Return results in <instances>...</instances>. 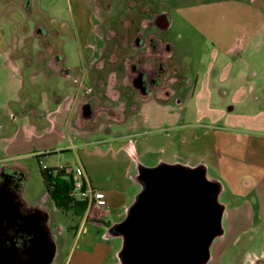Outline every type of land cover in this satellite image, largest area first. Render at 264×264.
<instances>
[{
	"label": "rangeland",
	"instance_id": "rangeland-1",
	"mask_svg": "<svg viewBox=\"0 0 264 264\" xmlns=\"http://www.w3.org/2000/svg\"><path fill=\"white\" fill-rule=\"evenodd\" d=\"M133 1L128 0L129 3ZM157 1L166 4L173 18L169 38L176 50L175 59L190 77L195 79L196 74L200 77L196 96L186 98L187 107L181 109L184 116L181 120L178 118L177 123L149 124L147 121V124L144 122L146 116L135 115L132 111L134 105L130 107L131 99L136 97H129L131 91L121 67L129 49L125 50V46L119 48L117 62L113 63L116 56L105 40L106 30L114 27L115 9L116 12L122 9L118 0H101L99 6L93 2L96 27L88 47L79 34L74 0H33L30 14L21 7V0H0V165L5 164L7 170L21 169L24 175L18 195L22 204L28 209H44L51 217V225L63 228L55 264H67L72 249L77 250V254L92 251L95 237L102 231L89 224L82 226L80 233L77 231L81 217L63 213L48 196L42 176L44 166L67 167L77 174L81 165L91 187L108 193L116 203L124 199L121 192L130 194L136 189L134 199H128L127 206H131L142 190L136 179L138 163L157 166L160 157L170 151L185 156L200 154L211 159L210 145L214 141L221 145L219 139L224 135L226 175L212 165L208 176L219 179L224 185L219 200L226 205L223 219L226 233L212 244L208 264H255L257 260L264 261V221L261 222L263 218L257 214L255 198L250 195L253 184L264 171V118L260 115L264 114V42L261 35L251 41L249 36L252 34L245 29L246 23L254 27L264 21L261 17L263 10L256 8L259 1L253 6L251 0ZM107 3L111 7H106ZM141 4L139 1L137 6ZM79 11L82 21L89 22V11L84 8ZM145 16L131 12L128 17L135 19L134 24L125 20L115 29L126 40L129 37L133 39L137 26L147 21ZM37 24L55 31L49 36V41L52 49L58 51L60 48L65 57L60 67L64 65L80 77L83 88L74 102L75 107L73 101L80 82L59 69H47L45 56L50 58L52 53L35 34ZM85 26L87 32L89 27ZM247 31L248 36L245 37ZM213 40L219 41L222 50L233 42L251 41L254 42L252 48L257 51L245 49L239 57L222 53L210 72L209 64L215 61ZM229 60L233 61L230 74L226 73V79L220 78V70ZM97 66H102V69ZM206 83L209 85L203 92L202 87ZM244 83H247V91H239ZM256 84L260 87L255 91L249 90ZM87 88H92V95L97 97L95 120L92 119L94 114L89 118L80 111L89 99ZM116 91L119 102L113 101L109 95ZM59 99L62 101L60 108L54 112ZM239 99L243 100L238 102ZM136 101L142 102L141 99ZM121 104L126 106L125 111L118 110L115 117H123L121 122L124 123H114L107 110L116 111ZM72 105L78 124L71 122L72 117L67 121ZM238 115L247 124L238 126L229 122ZM179 123L191 124L185 132L189 138L187 147L172 146L171 137L166 136V133L175 135ZM216 131L223 134L217 137L214 135ZM132 142H139L140 149L139 159L133 162L130 161ZM142 148L147 152L141 154ZM8 172L4 177L10 174ZM242 203L251 205V219H255L254 224L249 223L251 225L246 227V221L239 217L238 206ZM116 210L113 216L119 219L120 210ZM107 242L112 247V254L104 264H122L118 253L123 239L116 236ZM224 249L226 256L223 257Z\"/></svg>",
	"mask_w": 264,
	"mask_h": 264
},
{
	"label": "water",
	"instance_id": "water-1",
	"mask_svg": "<svg viewBox=\"0 0 264 264\" xmlns=\"http://www.w3.org/2000/svg\"><path fill=\"white\" fill-rule=\"evenodd\" d=\"M136 179L141 192L108 233L123 239L121 263L208 264L212 244L225 234L222 182L208 177L204 164L168 162L153 167L138 163ZM6 190L2 184L0 264H49L54 248L40 224L35 225L38 236L30 245H18L20 210Z\"/></svg>",
	"mask_w": 264,
	"mask_h": 264
},
{
	"label": "flooded vegetation",
	"instance_id": "flooded-vegetation-1",
	"mask_svg": "<svg viewBox=\"0 0 264 264\" xmlns=\"http://www.w3.org/2000/svg\"><path fill=\"white\" fill-rule=\"evenodd\" d=\"M139 1H141L142 4L137 6ZM78 2L80 6H76V1L74 4L76 17L77 13L80 12L79 10L83 8L91 14L89 22H83L78 19L79 34L82 39L84 23L85 25H89L94 32L96 27V14L92 11V8L94 9L95 4L99 6L101 0H88L87 3H85V0H79ZM118 2H120L122 9L118 12H116L117 10L115 9L116 15L112 18V24H114V27L112 26L110 29L106 30L105 40L106 44L112 47L116 56L114 58L115 60H112L114 61L113 63L117 62V51L119 48L125 46V50L129 49V52L121 61V67L125 74L124 77H126L128 82V88L131 91L129 97H136L135 99H131L130 107L134 105L132 109L134 114L136 115L140 113L146 116L147 119L151 118L153 114L159 113L164 117L165 121H175L180 118V116H184V112H182L181 109L187 107L186 98H194L196 96L195 90L198 86V80L200 77L199 74L194 76L195 79L190 77V74H187L180 62L175 59L176 50L169 38V29L173 23L170 11L166 9L165 3H161L157 0H134L133 3H129L128 0H118ZM118 2L116 8L118 7ZM33 3V0H21L20 5L28 14H30L34 7ZM107 6H110V3H107L106 7ZM131 12L138 15L143 13V16L146 15L148 17L145 16L147 21H145L144 25L142 23L137 26L133 34V39H130L129 37V39L126 40L123 35L121 36V34H119L118 30L116 31L115 27L116 25L122 26L125 20L134 24L135 19H133V17H128ZM34 31L35 34L40 37L43 46L52 53V57L50 58L45 56L47 61L46 64L48 65L47 69H59L66 76H75L74 72L64 67V65L63 67H60V64L64 62L65 57L60 48L58 51L52 49L53 45H51L49 41V36L52 33L54 34L55 31L46 29L43 24H37ZM213 44H215L214 41ZM86 45L88 47L89 43H86ZM97 67L102 69V66ZM84 72H86V70H84ZM77 77L78 75L75 76V80L80 82V77H78V79ZM79 86V90L73 101L74 107V102L77 101V96L80 95L83 88L81 82ZM92 92V88H87V94H90L89 99L81 106L80 110L83 116H89V118L94 114V108L97 102V97L95 94L92 95ZM222 92L226 93V91ZM109 95L112 97L111 99L113 101L119 100L118 91ZM137 98L141 99V104L137 103ZM58 101V104L62 102L60 99ZM125 108L126 106L121 104L117 107L116 111H114L115 109H108L107 115L113 120V122L119 121L117 123H124L121 122L124 121L123 117L117 118L115 117V114H117L118 110L124 112ZM50 113L51 112H49V114ZM73 113L74 109L71 115V122H76V113ZM33 114L35 116H43V114L38 112L37 115L35 113ZM49 114H47V116ZM95 115L96 114H94V117L92 118L94 120L96 117ZM76 124L78 123L76 122ZM7 169L6 166L0 165V187L4 184L7 189L6 191L12 195L11 198L19 206L21 218L19 219L20 232L18 235V245L23 248H25L26 244L30 245L38 236L35 225L40 224V227L47 234L48 242L52 244L54 248V256L49 264H55L59 253L60 242H62V238L60 237L64 235L63 228L61 226H56V228L53 227L51 225V217H49L42 209H28L22 205L18 190L24 174L20 170L15 171L14 169ZM7 171H9L8 173L10 174L4 177ZM30 216L33 219H31ZM24 217L30 219H24ZM255 264H264V261L257 260Z\"/></svg>",
	"mask_w": 264,
	"mask_h": 264
},
{
	"label": "crops",
	"instance_id": "crops-1",
	"mask_svg": "<svg viewBox=\"0 0 264 264\" xmlns=\"http://www.w3.org/2000/svg\"><path fill=\"white\" fill-rule=\"evenodd\" d=\"M75 1H76V6L77 7L80 6V4L78 2L79 0H75ZM87 1L88 0H85V3H87ZM256 1H259V3L256 5V8L263 10L262 12L264 13V0H251V4L253 3V6H254V3ZM263 13H262L261 17L264 19ZM77 18L79 20H82L81 16H80V12L77 13ZM87 26L89 27V25H87ZM84 27H86L85 23H84ZM245 29L250 30L252 35L249 36L250 37L249 39L251 41L254 40V37L261 35L262 37H260V38L263 39L261 41L264 42V21H261L260 23H258L254 27L252 26V24L249 25L246 23ZM92 33H93V31L91 30L90 27H89L87 32L84 29H82V39L84 41H86L87 43H89ZM246 36H248V31H247V34L245 35V37ZM213 41L215 43L214 44L215 49L213 50V54H214L213 59L215 61L210 62L209 71L213 68V63L217 62L220 54L223 53V54H227L230 57L231 56H235V57L238 56L239 57L244 53L245 49H247V50L253 49L252 45L254 43L251 41L246 42V43H244V42H242V43L241 42H233L231 45H229L226 48V50H222V48H220V46H219L220 45L219 41L218 40H213ZM254 51H257L256 48ZM232 63H233V61L229 60L227 63H225L222 66V69L220 70L221 71L220 78L226 79V77H225L226 73L229 72V74H230V68H231ZM208 85H209V83L204 84V86L202 87V88H204V89H202L203 92H204L205 88H208ZM258 86L260 87L259 84H256L255 87H250L249 90L255 91L256 87H258ZM241 87L238 88L239 91H241V90H242V92L247 91L246 90L247 83L242 84ZM246 97L244 99L245 102L247 101ZM242 100L243 99H239L238 102H240ZM60 105H61V102H60V104H58V106H56L54 112L58 111V109L60 108ZM73 109H74L73 105L69 107V111H68L69 115H68L67 121H69V119H71ZM158 114H153L151 116V118L144 120V122L147 123V121H148L149 124H151V123L152 124L167 123V121H165L164 117L161 116L160 114L159 115ZM260 115L264 118V114H260ZM229 116H231V114ZM182 118H183V116H180L179 119L181 120ZM172 122L177 123V120L171 121V123ZM229 122H231V124H233V125H238V126H241L243 124H247L246 121H244L243 119L240 118V115L235 116V118H233V119H230ZM185 124H183V123L178 124V132L175 135H170L169 133H166L167 137H171L170 143L172 146H174V147L175 146H181V145H183L184 147L189 146V138L185 132H186L187 127L191 126V124H187V123H185ZM197 125H198V123H197ZM249 127H255V129H258V128H256V126H252V125H250ZM206 134H209V133L207 132ZM219 134L222 135L223 133H220L217 131H216V133H214V135H217V137L219 136ZM219 140L221 141V145L217 144L216 141H214L213 144L210 145L211 154H212L211 159L207 158V156H205V155H200V154L194 155V156H185L183 153L180 155V154H177L173 151H170V152H168L167 155L160 157V159L158 161H159V163L160 162L173 163L174 161H178L175 163H182V164L189 165L192 167L200 165V164H204L207 166L208 171L211 168L210 166L213 165L215 170L219 169V170L223 171L226 175V135H224V137H222ZM138 145H139V142L137 144H135L133 142L131 143V147H130L131 148L130 151L132 152L131 153L132 156L130 159L131 162H133L136 159H139L140 149H139ZM220 147L223 148V151H221ZM144 151H145V148L144 149L142 148L141 154H144L145 152H147V149L145 152ZM3 165H5V164H3ZM20 171L23 172L21 169H20ZM210 178H212V177H210ZM213 179H216V178H213ZM217 180H219V179H217ZM99 191H102L105 194V197L103 199L96 200V203L94 206H88L85 214L81 217L80 224L77 225V231L78 232L81 231L82 226L89 224L93 227H96L97 229H99L102 232H99V234L95 237L94 245H92V247H93L92 251H90V252L84 251L83 253L77 254V250L72 249V252L70 254V259L68 260L67 264H104L105 260H107L112 254V247L110 246L109 242H107V240H109L111 237H113V236H108L109 229L112 226H114L115 224L121 222L124 219L123 217H126L124 215H125V213H127L128 209L130 208V206H127L128 199H130V201H132L134 199V195H136L135 191H137V190L134 189V192L132 191V193H130V194L128 192H124V191L121 192V196H124V199L121 198L120 202H118V203H116L117 201L115 202L114 198L111 195L108 196V193H105L103 190H99ZM250 193H251L250 195H253L255 198L254 202L258 206L257 214L259 215V217L263 218L262 221L260 220L261 222H263L264 221V171H263V173H260L259 177L256 179L255 183L253 184V186L251 188ZM238 208H240V213H239L240 216L239 217L246 221L244 226L254 224L255 219H251L253 217L252 216L253 211L251 209V205H249L247 203H242V204H239ZM116 209L120 210V214H118L119 219H117L116 217L113 216L114 211H117ZM42 210L50 217V215L47 213V211H45L44 209H42ZM69 213H71V212H69ZM225 216H226V211L224 214V218H225ZM120 219H122V220H120ZM249 223H251V224H249ZM241 229L244 230L245 228H241ZM225 233H226V229H225ZM224 256H226V249L223 250V257Z\"/></svg>",
	"mask_w": 264,
	"mask_h": 264
},
{
	"label": "trees",
	"instance_id": "trees-1",
	"mask_svg": "<svg viewBox=\"0 0 264 264\" xmlns=\"http://www.w3.org/2000/svg\"><path fill=\"white\" fill-rule=\"evenodd\" d=\"M48 196L64 213H73L82 217L88 206L87 198L72 195L74 189V172L67 167L42 168Z\"/></svg>",
	"mask_w": 264,
	"mask_h": 264
},
{
	"label": "built area",
	"instance_id": "built-area-1",
	"mask_svg": "<svg viewBox=\"0 0 264 264\" xmlns=\"http://www.w3.org/2000/svg\"><path fill=\"white\" fill-rule=\"evenodd\" d=\"M48 168L47 166L43 167ZM72 195L76 197L87 198L89 206H94L96 200L103 199L105 194L102 191H97L91 187L87 179L85 169L80 165L78 173H74V189Z\"/></svg>",
	"mask_w": 264,
	"mask_h": 264
}]
</instances>
